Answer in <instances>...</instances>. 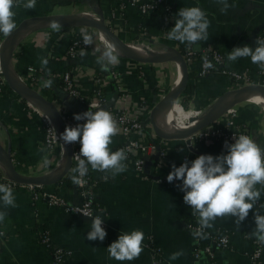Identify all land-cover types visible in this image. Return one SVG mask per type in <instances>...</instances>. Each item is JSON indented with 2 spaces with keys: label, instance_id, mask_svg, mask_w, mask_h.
Instances as JSON below:
<instances>
[{
  "label": "crops",
  "instance_id": "0c3cea01",
  "mask_svg": "<svg viewBox=\"0 0 264 264\" xmlns=\"http://www.w3.org/2000/svg\"><path fill=\"white\" fill-rule=\"evenodd\" d=\"M172 5V25L179 9L183 7H200L210 21L208 29L209 39L202 41L212 44L224 56V66L227 69L243 70L256 69L250 58H240L234 62L227 60L228 53L234 47L245 45L256 47L255 41L261 28L264 26V0H228L231 6L226 14L221 13V5L216 0H166ZM113 0H36L34 9H25L22 6L14 8L16 25L24 18L46 14H71L79 11L100 13L104 22L109 20ZM124 23L114 20L111 30H116L125 40H132V26L139 21L136 11L129 7L125 10ZM67 28V27H62ZM80 27H69L68 36L75 31L81 33ZM89 33L94 29H87ZM158 31L146 38L153 48L168 49L183 43L169 39H161ZM4 37L0 33V41ZM123 38V39H124ZM121 38V40L123 41ZM60 38V34L53 32L50 27L31 25L28 32L20 40L11 56L12 69L17 76L29 84L28 66L35 70L42 69L41 58L48 60L47 69L53 70L55 75L64 70L67 59L64 51L67 43ZM174 43V44H173ZM83 57L78 56L72 69L82 89L90 84V75L95 69H101L97 63V52H86ZM126 58H119L118 67L122 70L124 86L132 93L134 103L147 100L139 117L148 119V114L155 102L167 94L174 79V62L134 64ZM141 72V76L138 75ZM36 82L29 87L45 94L54 93L61 99L59 88L53 85L46 91L42 87L43 76L38 74ZM189 91L183 96L185 103H191L194 108L205 111L215 98L227 91L228 83L224 75L212 72L202 78H193L187 75ZM161 81V82H160ZM187 82V81H186ZM55 89V91H53ZM104 92L111 99L112 88L106 84ZM164 94V95H163ZM241 103H244L241 105ZM237 105L236 119L246 121L250 136L264 149V111L257 105L241 101ZM62 109L71 113L83 111V107L74 99L67 98L62 103ZM186 111V110H185ZM222 120L220 116L217 123ZM212 122V123H215ZM149 123V119H148ZM152 130V129H151ZM146 130L137 136L142 140H159ZM42 125L39 117L32 111L24 99L10 89L0 94V146L6 150L12 160L15 170L25 176H41L55 170L61 159L60 147L44 148L41 144ZM158 137V138H157ZM161 139V138H160ZM122 140L120 132L112 138L109 148H114ZM166 150L165 162L153 174L138 173L131 162L125 161L127 171L118 174L115 178L110 173L94 171L89 166L91 178L95 183V201L103 209L102 219L107 235L104 241H89L86 239L91 230L90 218L63 212L55 207H49L41 201L31 202L27 191L23 188H13L16 197L15 208H4L0 202V211L7 215L0 222V230L5 233V240L0 238V264H50L48 250L38 242L36 228L38 226L48 231L52 245L67 249L70 254L66 264H251L247 252L250 244L240 236L241 233L251 234L256 225L253 211L237 229L235 218L225 216L217 218L212 227H220L232 233L231 246L214 251L213 258L206 256L194 258L191 247L195 237L184 228V222L190 214L191 207L183 200L184 192L180 190L182 181H167L172 165L181 166L184 160L191 162L200 155L219 156L227 154L226 148L220 149L216 143L191 140V147L186 146L183 138L163 139ZM44 149V151H41ZM183 149V151H180ZM47 156L49 164L43 166V158ZM1 170H3L0 167ZM4 171V170H3ZM107 175V181L103 177ZM67 174L54 184L42 185L47 191L55 192L69 203H79L81 196ZM161 176V180L156 177ZM259 188V185H257ZM133 230H142L144 233L143 252L133 261H117L110 258L107 248L115 242L121 233H130ZM150 245L158 250V260L153 261ZM183 255L177 260H169V256L177 251ZM261 264H264V244H262Z\"/></svg>",
  "mask_w": 264,
  "mask_h": 264
},
{
  "label": "built area",
  "instance_id": "2783aa9c",
  "mask_svg": "<svg viewBox=\"0 0 264 264\" xmlns=\"http://www.w3.org/2000/svg\"><path fill=\"white\" fill-rule=\"evenodd\" d=\"M163 4V11L166 16L163 18L161 30L158 32V37L161 39H167V32L174 27L172 25V5L166 0H113V6L110 9L109 20L105 22L108 29L111 30V23L114 20L124 23L125 10L129 7L136 11L139 18L151 15L158 9V5ZM88 17L98 19L96 13L90 11H79ZM135 29L137 38L134 40H146L148 34L139 25L132 26L131 30ZM264 39V26L261 28L257 38ZM174 41V40H173ZM141 42L147 45L146 42ZM174 44V43H173ZM148 46V45H147ZM97 46H85L83 40L80 37L71 35L69 43L67 44L64 54L68 59L72 60L80 56V52L84 49L86 52L94 51ZM148 49L152 51V55H156L168 50H176L180 53L185 66L187 75H193V78H202L212 72H217L224 75L227 79L228 90L236 89L244 85H261L264 86V70L258 66L256 69H243L240 71L227 69L224 66V56L219 52L212 44L204 43L202 41L196 44L189 45L183 43L168 49H155L152 50L149 46ZM210 63L211 68H205V63ZM136 64H140L135 62ZM109 71H102L101 69H95L90 75V84L86 89H82L76 75L72 69L62 70L57 77L60 80L59 91L61 92V99L53 98L50 102L56 107L58 114L64 123L65 127H75L77 124H83L85 121H76L74 119L75 114H82L90 109V105L95 104L99 108L103 107L104 110L109 111L116 119L120 134L122 136L121 142L111 148V151L123 149L126 152L128 162H131L134 169L145 175L153 174V172L162 166L166 159V150L162 140H142L138 138V134L142 130V123L139 118L140 107L139 104L143 102L146 104V100L141 99V102L134 103L132 93L124 86L122 81V70L117 66H109ZM26 71L29 73V84H34L37 79V70L28 66ZM13 75L22 83L29 86L22 78L16 75L12 70ZM141 76V72H138ZM108 84L112 88L111 99L105 92L102 91V87ZM6 84L0 72V94L5 89ZM53 84L49 88H44L46 91L51 90ZM67 98H72L77 101L82 107L83 111L78 113L67 112L62 109V103ZM245 101V100H244ZM25 104L36 113L39 117L42 125V137L41 144L44 148L52 149L55 146L60 147L61 156L63 155V148L59 134L49 118L36 106L31 105L29 101L24 99ZM238 104V103H237ZM95 109V108H94ZM93 110V109H92ZM237 111L236 104L227 108L222 114V120L220 122L210 123L202 129H199L189 135L186 143L188 148L191 147V140L196 141H209L216 143L220 149L226 148L225 143L233 144L235 140L234 136L238 137L241 134L249 135L250 130L246 121H238L236 119ZM186 140V139H184ZM80 143L75 142L70 144V167L72 175H78L73 173L72 169L77 167V161L73 157L74 154H78L80 151ZM138 161H143L138 165ZM184 162H186L184 160ZM90 172V170H89ZM162 177H156V180H161ZM84 183L75 185L78 190L81 201L79 203H69L55 192L47 191L39 184H21L12 181L8 175L0 169V183L11 186L12 188H23L27 191L31 202L41 201L49 207H55L63 212H70L78 214L87 218H95V216H103V209L94 198H92V183H90L87 176L83 177ZM261 186L259 185V188ZM257 210L260 214L264 215V189H262V195L260 200L256 204ZM75 210V211H74ZM77 211V212H76ZM91 214V216H85L84 214ZM198 216L190 214L184 222V228L190 233L198 230L200 225L198 224ZM104 228V224H102ZM206 238L195 237L194 244L191 247V255L194 258L200 256H206L209 259L213 258L215 250L222 248H229L231 246L232 233L226 229L220 227H211L203 230ZM0 238L5 240L4 231L0 230ZM240 236L244 238L250 244V249L247 252L248 259L251 264H261L260 256L262 250V244L258 243L254 236L246 233H241ZM36 237L40 244H42L50 254V264H66L70 252L62 247L52 245L48 231L38 226L36 228ZM150 247L154 248L152 245ZM152 250L153 261L158 260V250L154 248Z\"/></svg>",
  "mask_w": 264,
  "mask_h": 264
},
{
  "label": "clouds",
  "instance_id": "9594fccd",
  "mask_svg": "<svg viewBox=\"0 0 264 264\" xmlns=\"http://www.w3.org/2000/svg\"><path fill=\"white\" fill-rule=\"evenodd\" d=\"M221 5V13L227 12L231 7L228 0H216ZM23 7L34 9L36 0H0V33L5 37L11 35L16 29L14 8ZM175 26L167 32V39L180 43L196 44L209 39L208 29L210 21L206 13L200 7H183L178 10ZM49 27L53 32H60L62 25L52 20ZM81 36L85 46L94 44V36L86 29H81ZM256 47L245 45L234 47L227 56L229 62L240 58H250L253 64L264 70V39L257 38ZM94 52H100L97 63L102 71H109V66L119 64L120 52L117 47L106 42L103 49L95 48ZM87 53L81 50V57ZM48 60L41 58L42 69H47ZM210 63H205V68H211ZM48 76L51 70L48 69ZM53 84L51 79L44 80L42 87L49 88ZM97 109L93 111L92 109ZM76 121H85L75 127L67 126L59 139L65 144L79 142L81 147L78 154H74L77 167L72 169L71 181L75 185L84 183L83 177L88 174L89 166L94 171L110 173L112 178L127 171L126 152L123 149L111 151L109 145L112 138L120 129L115 117L107 110L97 105H90V109L82 114H75ZM235 143H225L227 154L219 156L200 155L195 160L184 162L181 166L172 165V170L167 176V181H182L180 190L184 192L183 200L189 205L193 216H198L199 229L194 231V237L206 238L203 230L211 228L217 218L231 216L235 218V224L239 229L240 224L253 211L260 200L264 189V149H262L249 135L234 136ZM44 151V149H41ZM183 151V149H180ZM138 165L143 161H138ZM49 160L43 158V166L47 167ZM105 175L103 179L107 181ZM260 185V189L257 188ZM16 197L13 188L0 183V202L4 208H15ZM75 211V210H74ZM77 212V211H76ZM84 214V213H83ZM7 215L6 211H0V222ZM91 216V214H84ZM255 229L251 232L258 243L264 244V215L259 210L254 213ZM104 220L100 215L92 218L91 230L86 239L89 241H104L107 233L102 227ZM3 235V233H0ZM144 233L142 230H133L130 233H121L118 239L107 248L110 258L117 261H133L138 259L143 252ZM183 251H177L169 256V260H177L183 255Z\"/></svg>",
  "mask_w": 264,
  "mask_h": 264
},
{
  "label": "water",
  "instance_id": "95a60500",
  "mask_svg": "<svg viewBox=\"0 0 264 264\" xmlns=\"http://www.w3.org/2000/svg\"><path fill=\"white\" fill-rule=\"evenodd\" d=\"M97 16L98 19L85 16L81 12L71 14H46L31 16L22 19L17 24V27L12 34L7 37L4 36L0 41V72L7 88L27 101L32 100L34 104L49 118V120L57 130L59 136L65 131L66 127L62 122L56 107L46 98H44L38 91L20 82L13 75L11 64V56L14 52V49L23 38L25 33L28 32L31 25L49 27V23L52 20L58 21L62 25V27L81 26L92 28L97 31H102L106 38L110 39L114 43L117 49L122 53V56L131 61H141L143 63H163L166 61H172L180 65L181 71L178 84L167 94L162 96L157 102H155L148 114L149 124L153 133L161 139L183 138L186 139V143H189V141L187 140V137L189 135L217 120L220 116H222L227 108L246 100L245 98L248 95L257 94L259 92L264 93V86L261 85H244L236 89L225 91L217 98H215L213 103L205 112H203L201 116L192 120L194 122L191 125L187 126L185 130L178 132H165L163 130H160L155 124V118L157 114L163 109L169 107V105L177 99L178 95L182 92L186 85L187 71L180 53L176 50H168L166 52L150 56L137 55L132 52L126 46V43L118 38L116 34L112 32V30L107 28L99 12L97 13ZM10 43L11 45H9ZM95 110L97 109H93V111ZM61 144L63 148V164L50 173H46L41 176H25L19 174L12 164L9 153L1 146L0 167L4 170L8 177L16 183L39 185L54 184L67 174L71 164L70 144H65L62 140ZM191 150L193 149L191 148Z\"/></svg>",
  "mask_w": 264,
  "mask_h": 264
},
{
  "label": "bare ground",
  "instance_id": "6f19581e",
  "mask_svg": "<svg viewBox=\"0 0 264 264\" xmlns=\"http://www.w3.org/2000/svg\"><path fill=\"white\" fill-rule=\"evenodd\" d=\"M85 16H89V15H85ZM97 33H98L97 35H98L99 43H101L103 46L105 45L106 42L113 43L110 39L106 38V36L104 35L102 31L98 30ZM9 45H11V43ZM126 46L137 55H141V56L152 55V51H150V49H148V46L144 43L130 42L129 44H126ZM120 54L122 55L121 52ZM134 62H137L140 64L143 63L141 61H134ZM174 67L176 71V79L173 84V88L178 84L179 77H180V71H181L180 65L178 63H174ZM245 99H246L245 100L246 102L259 105L264 111V93L259 92L257 94L248 95L246 96ZM29 103L31 105H35L32 100L29 101ZM174 104H175V101L172 102L169 105V107L163 109L157 114L155 118V124L160 130H163L165 132L182 131V130H185L187 126L191 125L194 122L192 120L197 118V112L192 111L189 113H183L182 111H179L175 107H173ZM62 164H63V155L61 156V159H60V162L57 168H59Z\"/></svg>",
  "mask_w": 264,
  "mask_h": 264
},
{
  "label": "trees",
  "instance_id": "16d2710c",
  "mask_svg": "<svg viewBox=\"0 0 264 264\" xmlns=\"http://www.w3.org/2000/svg\"><path fill=\"white\" fill-rule=\"evenodd\" d=\"M166 16L165 12L163 11V4L160 3L158 5V9L155 13L151 14V15H148V16H145V17H142V18H139V21L136 23V25H139L140 27H142L146 33L148 35H154L157 33V31L159 32L161 30V26H162V23H163V18ZM134 27V26H133ZM83 29H89L88 27H82ZM81 28V29H82ZM112 32H114V34H116V36L118 38H124V36H122V34L116 30H112ZM57 34H60V38L61 39H65L64 42L65 43H69V40H70V37L71 36H68V30L67 28H62L60 32H56ZM130 37L131 39H136L137 38V34H136V31L135 29L132 30V33H130ZM125 39V38H124ZM130 42H127L126 44H129ZM64 57L67 59L66 61V64L63 66L64 69H66V67H69V66H73V62L76 61V58L70 60L67 58V56L64 54ZM47 70L45 69H39L37 70V74H40L43 76L44 79H51L53 81V85L57 88H59V86L61 85L60 83V80L59 78L57 77V75H55V72L52 70L51 71V76H48L47 74ZM188 79H187V82H186V85L184 87V89L182 90V92L179 94V96L183 97L185 96L188 91H189V84H188ZM6 90H8L7 86L5 87ZM102 91L104 92V87L101 88ZM55 91V89L53 90ZM39 93L44 97L46 98L48 101H51L53 98H56V95L52 92L50 94H45L44 92L42 91H39ZM180 104H181V107L183 108L186 103H185V99H182L180 101ZM90 181V183H92V198H96V194H95V183L94 181L92 180L91 178V174L90 172L88 171V174L86 175ZM152 248V247H151ZM154 250V248H152Z\"/></svg>",
  "mask_w": 264,
  "mask_h": 264
},
{
  "label": "rangeland",
  "instance_id": "374dc122",
  "mask_svg": "<svg viewBox=\"0 0 264 264\" xmlns=\"http://www.w3.org/2000/svg\"><path fill=\"white\" fill-rule=\"evenodd\" d=\"M67 28H69V27H67ZM73 30V29H72ZM70 31V33L71 34H74V36H77V37H80L81 39H82V36H81V33H80V35H79V31H75L74 33H73V31ZM90 34H93V36H94V44L93 45H90V46H97V48L98 49H103V45L101 44V43H99V40H98V33H97V31L96 30H94V31H91V33ZM123 41L125 42V43H127V42H136V41H143V42H146L147 43V41L146 40H139V39H137V40H134V39H132V40H125V39H123ZM147 45L152 49V50H155V49H160V48H153L149 43H147ZM94 52V51H93ZM96 54H99L100 55V52H97ZM119 58H124L122 55L119 57ZM134 64H136V63H134ZM142 64V63H141ZM144 64V63H143ZM120 68V67H119ZM175 79H176V71H175V75H174V79L172 80V82H171V84H170V88H169V90L168 91H166L167 93L171 90V89H173V84H174V82H175ZM161 82V81H160ZM166 94V93H165ZM164 95V94H163ZM184 97H181V96H179L178 95V97H177V99L175 100V104L173 105V107H175L177 110H179V111H182L183 113H189V112H192V111H195V112H197V118L199 117V116H201L202 114H203V112H205V110L204 109H202V110H198V109H196V108H194L193 107V105L190 103H186V105L183 107V109L180 107L181 106V104H180V101L183 99ZM148 101V99L146 100V102ZM242 104H244V103H241V105ZM141 105V107H140V110L141 109H143V107L145 106V105H143V102H141V104H139V106ZM185 110H188V111H185ZM236 111H237V105H236ZM140 118V120H141V123H142V130H141V132L142 131H144V130H146V132H149V134H151V132H152V130H151V126H150V124L148 123V119H144L143 118V116L142 117H139ZM155 136V135H154ZM158 138V137H157ZM160 139V138H159ZM184 140V139H183ZM185 141V140H184Z\"/></svg>",
  "mask_w": 264,
  "mask_h": 264
}]
</instances>
